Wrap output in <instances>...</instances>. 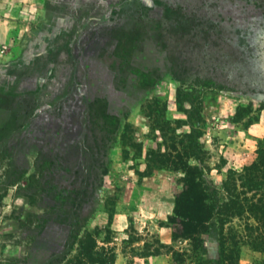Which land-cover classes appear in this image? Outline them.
Segmentation results:
<instances>
[{
    "label": "rangeland",
    "instance_id": "374dc122",
    "mask_svg": "<svg viewBox=\"0 0 264 264\" xmlns=\"http://www.w3.org/2000/svg\"><path fill=\"white\" fill-rule=\"evenodd\" d=\"M242 3L264 6L0 0V264H226L216 216L197 249L173 234L189 166L221 206L264 151V89L212 70L231 43L256 49L233 29ZM243 227L225 225L227 247L264 264Z\"/></svg>",
    "mask_w": 264,
    "mask_h": 264
},
{
    "label": "trees",
    "instance_id": "16d2710c",
    "mask_svg": "<svg viewBox=\"0 0 264 264\" xmlns=\"http://www.w3.org/2000/svg\"><path fill=\"white\" fill-rule=\"evenodd\" d=\"M240 182V183H238ZM238 187L241 190L237 193ZM225 189L230 193L228 200L221 206L210 202L209 195L202 179V172L198 167H188L185 188L176 199L175 213L180 218L181 231L174 233V239L182 238L193 241L194 249L198 248V234L207 223L216 216L221 225V255L226 264H238L237 253L234 248L227 247L230 238L225 233V225L232 218L244 220V227L239 234L240 239L249 235L244 232L253 230L257 233L256 245H264V151L258 161L244 167L241 172L232 171L225 182ZM236 192L235 194L231 192ZM238 191V190H237ZM248 193L251 195L248 196ZM218 205V206H217ZM246 215H248L246 217ZM248 217L254 218L256 226L249 224ZM235 237V235H233ZM231 236V237H233ZM185 252L174 251L175 264H183Z\"/></svg>",
    "mask_w": 264,
    "mask_h": 264
},
{
    "label": "crops",
    "instance_id": "0c3cea01",
    "mask_svg": "<svg viewBox=\"0 0 264 264\" xmlns=\"http://www.w3.org/2000/svg\"><path fill=\"white\" fill-rule=\"evenodd\" d=\"M232 14L236 38L238 39L241 33L252 42L250 46L256 49H246L244 44L238 47L236 43H231L232 45L228 46L230 56H228L230 53L220 52L221 62H224V65L212 66V70L224 72L228 83L235 84L240 81L239 83L248 87L264 89V6L256 3H245V5L242 3L233 7ZM244 52L250 57H245L244 60L238 58L245 54ZM212 56L215 55L212 54Z\"/></svg>",
    "mask_w": 264,
    "mask_h": 264
},
{
    "label": "water",
    "instance_id": "95a60500",
    "mask_svg": "<svg viewBox=\"0 0 264 264\" xmlns=\"http://www.w3.org/2000/svg\"><path fill=\"white\" fill-rule=\"evenodd\" d=\"M67 230H68V228H67ZM53 231H54V236H55V234H57L58 236L61 235V240L63 241L64 236H65V233H64V232H65L66 230L63 229L62 226H57L56 229L53 230V226H52V230H50V232H49L50 234H49V233H46L45 235H46V236H47V234L50 235V239H51V236L53 235V234H52ZM45 235H44V236H45ZM48 239H49V238H48ZM45 241H46V239H45ZM52 242L54 243V241H49V240H48V241H46L45 243H47L48 246H49L50 243H51V245H53ZM58 246H59V247H58ZM56 248H57V250H58V249L60 250V249L62 248V245H58V244H57V245H56Z\"/></svg>",
    "mask_w": 264,
    "mask_h": 264
}]
</instances>
